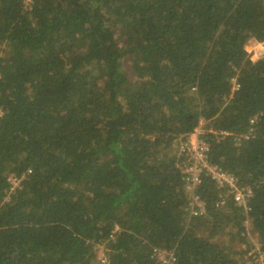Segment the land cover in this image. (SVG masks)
<instances>
[{
  "label": "trees",
  "instance_id": "16d2710c",
  "mask_svg": "<svg viewBox=\"0 0 264 264\" xmlns=\"http://www.w3.org/2000/svg\"><path fill=\"white\" fill-rule=\"evenodd\" d=\"M255 41L264 0H0V264H98L92 241L105 264H160V249L171 264H253L250 234L264 246ZM201 123L209 160L253 189L248 220L231 199L216 205L210 177L206 212L189 216L177 143Z\"/></svg>",
  "mask_w": 264,
  "mask_h": 264
},
{
  "label": "built area",
  "instance_id": "2783aa9c",
  "mask_svg": "<svg viewBox=\"0 0 264 264\" xmlns=\"http://www.w3.org/2000/svg\"><path fill=\"white\" fill-rule=\"evenodd\" d=\"M249 51L252 52L251 58L255 61L264 53V42L255 41L254 46ZM240 86V83L235 82L233 89H238ZM203 131L204 129L201 123L194 128L189 136L179 140L177 143V147L184 154V161L180 165V172L182 175L183 189L189 199V205L187 207L189 216L197 217L206 212V202L201 198L198 189L204 177H210L214 180L216 187L221 189L220 197L216 201V205L228 207V200L231 199L237 206L243 208L247 216L246 220H248L251 212V199L253 197L252 187L241 184L239 177L234 172L209 160V144L202 136ZM9 178L13 185H18L20 181L19 177L10 175ZM250 236V259L253 264H264V246L257 235L251 233ZM91 244L96 253L100 251L99 260L102 264H105L108 257L104 253L103 243L92 241ZM242 246L245 247L246 244H242ZM156 254L159 256L160 264H171L176 259L175 253L166 249H160L156 251Z\"/></svg>",
  "mask_w": 264,
  "mask_h": 264
},
{
  "label": "rangeland",
  "instance_id": "374dc122",
  "mask_svg": "<svg viewBox=\"0 0 264 264\" xmlns=\"http://www.w3.org/2000/svg\"><path fill=\"white\" fill-rule=\"evenodd\" d=\"M254 46V42L252 43H249L248 45H247V48L248 49H251L252 47ZM131 73V71H129V69H128V67H127V71H126V74H130ZM98 254H100V253H98Z\"/></svg>",
  "mask_w": 264,
  "mask_h": 264
},
{
  "label": "clouds",
  "instance_id": "9594fccd",
  "mask_svg": "<svg viewBox=\"0 0 264 264\" xmlns=\"http://www.w3.org/2000/svg\"><path fill=\"white\" fill-rule=\"evenodd\" d=\"M98 253H100V251H99ZM98 253H96V257H97L98 264H102V263L100 262V260H99V256H100V254H98Z\"/></svg>",
  "mask_w": 264,
  "mask_h": 264
}]
</instances>
